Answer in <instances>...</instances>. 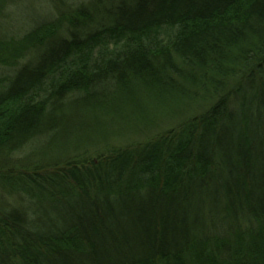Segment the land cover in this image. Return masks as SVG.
Masks as SVG:
<instances>
[{"label": "trees", "instance_id": "16d2710c", "mask_svg": "<svg viewBox=\"0 0 264 264\" xmlns=\"http://www.w3.org/2000/svg\"><path fill=\"white\" fill-rule=\"evenodd\" d=\"M3 33L0 264H264V0H87Z\"/></svg>", "mask_w": 264, "mask_h": 264}, {"label": "rangeland", "instance_id": "374dc122", "mask_svg": "<svg viewBox=\"0 0 264 264\" xmlns=\"http://www.w3.org/2000/svg\"><path fill=\"white\" fill-rule=\"evenodd\" d=\"M82 1L87 0H63L64 5L60 3V0H10L12 4L8 10V17L4 20L3 26L5 27L1 29L0 35H3V30L7 28L12 32V35L21 36L23 33L34 28L36 24H43L54 20L59 10L64 11L67 7L71 9ZM103 4L105 5V2ZM65 13L67 14V12ZM176 122H178V119H170L164 115H157L154 127L130 133L125 132L123 135H110L109 137L110 140L112 138L114 141V145L119 147L138 144L155 138L164 131L170 130ZM22 163L27 164L29 161L26 160Z\"/></svg>", "mask_w": 264, "mask_h": 264}]
</instances>
